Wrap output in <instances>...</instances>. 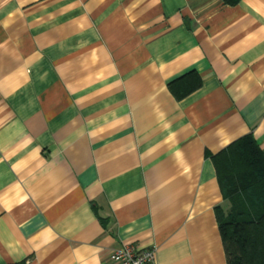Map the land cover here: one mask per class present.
I'll use <instances>...</instances> for the list:
<instances>
[{
    "label": "crops",
    "instance_id": "0c3cea01",
    "mask_svg": "<svg viewBox=\"0 0 264 264\" xmlns=\"http://www.w3.org/2000/svg\"><path fill=\"white\" fill-rule=\"evenodd\" d=\"M250 132L264 0H0V264H228L213 156Z\"/></svg>",
    "mask_w": 264,
    "mask_h": 264
},
{
    "label": "trees",
    "instance_id": "16d2710c",
    "mask_svg": "<svg viewBox=\"0 0 264 264\" xmlns=\"http://www.w3.org/2000/svg\"><path fill=\"white\" fill-rule=\"evenodd\" d=\"M236 4L240 0H222ZM176 95L181 98L200 86ZM198 80V79H197ZM175 92V84L170 85ZM227 206L216 207L228 264H264V150L252 132L213 156Z\"/></svg>",
    "mask_w": 264,
    "mask_h": 264
},
{
    "label": "built area",
    "instance_id": "2783aa9c",
    "mask_svg": "<svg viewBox=\"0 0 264 264\" xmlns=\"http://www.w3.org/2000/svg\"><path fill=\"white\" fill-rule=\"evenodd\" d=\"M111 258L115 264H154L156 248H140L133 244H123L114 249Z\"/></svg>",
    "mask_w": 264,
    "mask_h": 264
}]
</instances>
